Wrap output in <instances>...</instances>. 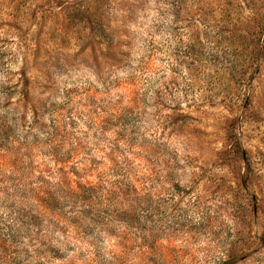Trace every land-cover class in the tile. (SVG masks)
Wrapping results in <instances>:
<instances>
[{
  "label": "rangeland",
  "instance_id": "374dc122",
  "mask_svg": "<svg viewBox=\"0 0 264 264\" xmlns=\"http://www.w3.org/2000/svg\"><path fill=\"white\" fill-rule=\"evenodd\" d=\"M0 264H264V0H0Z\"/></svg>",
  "mask_w": 264,
  "mask_h": 264
},
{
  "label": "trees",
  "instance_id": "16d2710c",
  "mask_svg": "<svg viewBox=\"0 0 264 264\" xmlns=\"http://www.w3.org/2000/svg\"><path fill=\"white\" fill-rule=\"evenodd\" d=\"M120 188L123 189V185H121ZM62 189L66 192V188H62ZM78 189L79 192L76 190L67 189L66 197L69 196L71 198H75L76 200L87 204L93 202L94 200H98L97 201L98 203H103L104 200H102V198H104V195L100 187L97 188L92 184L85 185L80 183L78 185ZM99 191H100V195L97 196ZM121 193L122 191L119 192L116 190H111L109 191L108 198L106 199V202L108 204V209H110V211L112 210L111 215H115L116 217L119 218H122L121 216L125 213V211H123V207H116L117 203L119 202Z\"/></svg>",
  "mask_w": 264,
  "mask_h": 264
}]
</instances>
